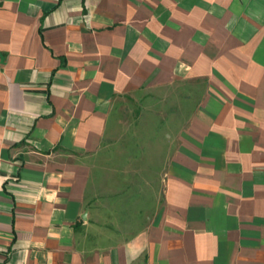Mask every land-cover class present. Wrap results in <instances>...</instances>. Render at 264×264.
Listing matches in <instances>:
<instances>
[{"label": "crops", "instance_id": "obj_1", "mask_svg": "<svg viewBox=\"0 0 264 264\" xmlns=\"http://www.w3.org/2000/svg\"><path fill=\"white\" fill-rule=\"evenodd\" d=\"M178 84L162 202L122 238L87 157L115 99ZM0 264H264V0H0Z\"/></svg>", "mask_w": 264, "mask_h": 264}, {"label": "rangeland", "instance_id": "obj_2", "mask_svg": "<svg viewBox=\"0 0 264 264\" xmlns=\"http://www.w3.org/2000/svg\"><path fill=\"white\" fill-rule=\"evenodd\" d=\"M193 86L198 97L202 85ZM188 91L189 86L178 84L118 97L101 145L87 157L88 205L101 199L107 208L113 206L122 238L139 231L146 215L152 219L162 202L167 160L195 104L185 100Z\"/></svg>", "mask_w": 264, "mask_h": 264}]
</instances>
